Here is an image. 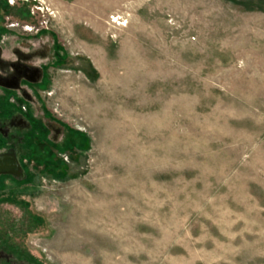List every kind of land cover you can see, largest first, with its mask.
Masks as SVG:
<instances>
[{
  "label": "rangeland",
  "instance_id": "374dc122",
  "mask_svg": "<svg viewBox=\"0 0 264 264\" xmlns=\"http://www.w3.org/2000/svg\"><path fill=\"white\" fill-rule=\"evenodd\" d=\"M0 127V264H264V0H0Z\"/></svg>",
  "mask_w": 264,
  "mask_h": 264
},
{
  "label": "water",
  "instance_id": "95a60500",
  "mask_svg": "<svg viewBox=\"0 0 264 264\" xmlns=\"http://www.w3.org/2000/svg\"><path fill=\"white\" fill-rule=\"evenodd\" d=\"M22 168L17 154L0 153V176L21 177Z\"/></svg>",
  "mask_w": 264,
  "mask_h": 264
},
{
  "label": "flooded vegetation",
  "instance_id": "af4514ba",
  "mask_svg": "<svg viewBox=\"0 0 264 264\" xmlns=\"http://www.w3.org/2000/svg\"><path fill=\"white\" fill-rule=\"evenodd\" d=\"M12 125L11 126H17V128H19V127H23L24 126V124H23V121L22 120H19V118H15V119H13L12 120ZM10 124V123H9ZM0 131L2 132V134L6 137V139L8 140L9 139V135H7L6 133H5V130L3 129V128H1L0 127ZM15 137L16 136H14V135H11L10 136V139H11V143H7L6 145L7 146H5V148H2L1 150H0V153H5V154H14V153H17L18 152V147H19V144L21 143V141L20 140H16V141H13L14 139H15Z\"/></svg>",
  "mask_w": 264,
  "mask_h": 264
},
{
  "label": "crops",
  "instance_id": "0c3cea01",
  "mask_svg": "<svg viewBox=\"0 0 264 264\" xmlns=\"http://www.w3.org/2000/svg\"><path fill=\"white\" fill-rule=\"evenodd\" d=\"M6 114H8V112H6ZM2 132L0 131V137H2ZM0 143H2V141L0 140Z\"/></svg>",
  "mask_w": 264,
  "mask_h": 264
}]
</instances>
